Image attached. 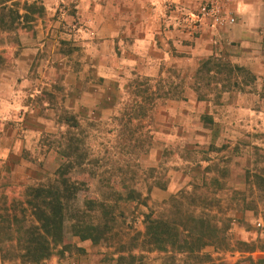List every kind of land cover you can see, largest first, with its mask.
Instances as JSON below:
<instances>
[{"label": "rangeland", "instance_id": "1", "mask_svg": "<svg viewBox=\"0 0 264 264\" xmlns=\"http://www.w3.org/2000/svg\"><path fill=\"white\" fill-rule=\"evenodd\" d=\"M78 1L16 0L19 15L36 3L44 17L0 31V264H32L13 218L24 186L52 183L62 164L82 184L77 206L139 199L113 209L101 244L79 241L66 221L67 251L43 264H260L264 0H88L91 15ZM207 59L250 74L229 91L210 83L198 101L192 84ZM149 213L180 239L215 233L214 245L200 260L151 251L140 236Z\"/></svg>", "mask_w": 264, "mask_h": 264}, {"label": "trees", "instance_id": "2", "mask_svg": "<svg viewBox=\"0 0 264 264\" xmlns=\"http://www.w3.org/2000/svg\"><path fill=\"white\" fill-rule=\"evenodd\" d=\"M22 10L24 13L21 16L18 14L16 0H0V31L11 32L20 26L30 27L28 23H32L38 17H44V9L36 3H24ZM21 19L26 24L25 26L19 22ZM213 60L207 59L197 68L192 84L194 91L200 93L208 88L210 83L219 84L221 82H224L221 92L229 91L237 86L234 81L237 74H250L241 67ZM1 62L0 52V64ZM249 76L256 80L253 75ZM174 99L176 100L177 97ZM206 99L204 93L197 94L198 101H206ZM203 118L211 122L209 117ZM54 176L53 182L48 185L24 186V196L21 202V206H24L23 214L20 218L14 216V228L12 229L14 235L17 236L16 239L25 250L24 262L43 264V261L52 255L63 257L67 251L63 232L66 221L70 224V234L79 241L89 240L92 244H101L107 239L110 229L108 222L114 220L113 209L139 199V195L130 191L126 195H115L111 202L84 198L80 207L77 206V198L82 190V184H77L69 178V164H62ZM26 211H29L30 223L27 221L28 216H25ZM6 218L0 215V232ZM102 220L104 223L101 222ZM142 223L143 231L140 236L144 247L158 253H186L200 260L204 257L199 254L201 249L207 245H214L213 242H215V233L204 237L196 236L194 240L185 239L193 237L192 230L187 233L186 237L180 239L181 229L177 225L161 220L151 213L144 216ZM238 244L241 245L240 242ZM225 245L230 247L227 243ZM205 257L207 264H210L209 257ZM122 259L123 257H120L118 261ZM259 263L264 264V257Z\"/></svg>", "mask_w": 264, "mask_h": 264}, {"label": "crops", "instance_id": "3", "mask_svg": "<svg viewBox=\"0 0 264 264\" xmlns=\"http://www.w3.org/2000/svg\"><path fill=\"white\" fill-rule=\"evenodd\" d=\"M90 1H88V0H86V2H84V0H79L78 1V13L79 14H84L85 13V7L87 6V8H88V6H90V9H88V10H86V13H87V15H91V5L89 4V5H87L88 3H89ZM139 43H142V44H144V45H148L149 43L146 41V39H144V40H142V42L140 41Z\"/></svg>", "mask_w": 264, "mask_h": 264}, {"label": "built area", "instance_id": "4", "mask_svg": "<svg viewBox=\"0 0 264 264\" xmlns=\"http://www.w3.org/2000/svg\"><path fill=\"white\" fill-rule=\"evenodd\" d=\"M229 22L232 23L233 22V19H230Z\"/></svg>", "mask_w": 264, "mask_h": 264}]
</instances>
